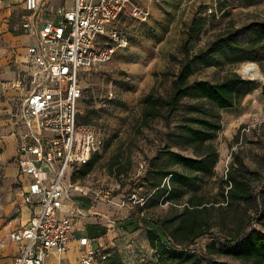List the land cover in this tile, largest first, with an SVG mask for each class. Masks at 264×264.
<instances>
[{
  "label": "rangeland",
  "instance_id": "374dc122",
  "mask_svg": "<svg viewBox=\"0 0 264 264\" xmlns=\"http://www.w3.org/2000/svg\"><path fill=\"white\" fill-rule=\"evenodd\" d=\"M138 1L144 15L122 21L128 38L127 46L118 48L108 62L95 65L81 75L83 95L78 121L94 129L100 141V157L86 176L73 180L71 174L80 166L75 165L70 169L68 178L72 184L80 187L73 190L75 197L84 202V206L90 203L88 208L94 214L87 219L101 224L114 221L116 228L119 223H126L123 229L118 228L121 234H116L114 238L123 256L127 254L131 257L132 253H136L138 258L150 260L153 250L148 243L147 227L152 226L150 222L153 219L175 211L163 197L150 198L152 189L149 183L158 180L151 169L160 165L175 167L169 166L163 157L158 156L160 151L170 148L191 156L206 150L207 145L217 149L219 158L212 171L195 174L196 184L184 188V198L202 194L206 201L221 200L222 180L226 179L229 171L234 174L242 171L239 161L247 167L244 171L255 191L264 184V32L244 29L248 23L264 21V0ZM71 3V0H64L63 7L69 9ZM1 4H6V1L3 0ZM18 13L19 9L13 8L9 16L2 17L4 13L0 14L2 117L7 116L8 103L13 106L17 98L15 76L24 52L19 39L23 31L16 26ZM232 33H235L236 41L246 47H223L195 60L189 79L216 82L234 73L239 74L249 84L240 86L235 105L218 108L207 100L185 96L171 112L169 120L156 117L147 126L143 125L144 95L149 91L167 95L172 75L179 71L185 61L209 47L218 36ZM21 39L24 45L35 43L33 39L28 43H25L24 38ZM250 63L256 64L261 77L254 78L242 73L243 68ZM192 104L201 105L209 113H217L221 124L213 136L200 146L176 140L179 126L188 115V106ZM1 145L6 147L5 141ZM119 156L122 161L120 167L124 172L115 176L109 170L108 162ZM142 162L146 168L141 171L139 164ZM0 167V230L5 231L15 218L14 210L10 211L7 207L11 203L17 204L20 196L16 186L11 184L13 176L5 174L1 160ZM165 181L167 178L162 180ZM218 204L214 203L215 208ZM215 208L212 210L213 226L210 232L198 237L191 246L199 255H205L203 245L211 239L215 240L217 247H223V238L230 237L236 227L233 211ZM76 225L80 226L81 221H76ZM252 227L258 230L263 228L254 219L248 222L245 232ZM111 245L110 238L99 243L105 251ZM210 256L220 264H249L217 251H213ZM132 262L141 261H124L125 264ZM0 264H12V261L0 258ZM95 264H107V261L99 260Z\"/></svg>",
  "mask_w": 264,
  "mask_h": 264
},
{
  "label": "built area",
  "instance_id": "2783aa9c",
  "mask_svg": "<svg viewBox=\"0 0 264 264\" xmlns=\"http://www.w3.org/2000/svg\"><path fill=\"white\" fill-rule=\"evenodd\" d=\"M71 1L57 20L39 25L35 13H29L16 23L35 43L26 46L27 67L16 79L17 98L9 109L21 189L17 207L32 209L24 225L10 231L7 239L0 237V248L8 241L17 244L14 264H44L49 254L67 251L75 220L85 213L72 198L78 187L70 182L69 172L100 144L94 129L77 121L81 75L127 46L122 18L144 15L138 0ZM39 2L22 0L32 11ZM144 168L140 163L139 170ZM78 242L80 264L106 259L99 237L84 235Z\"/></svg>",
  "mask_w": 264,
  "mask_h": 264
},
{
  "label": "trees",
  "instance_id": "16d2710c",
  "mask_svg": "<svg viewBox=\"0 0 264 264\" xmlns=\"http://www.w3.org/2000/svg\"><path fill=\"white\" fill-rule=\"evenodd\" d=\"M124 19L126 18H122V21ZM244 29L246 31L256 29L264 32V21L248 23ZM223 47L239 49L246 46L236 41L235 33L221 35L205 50L199 51L185 61L179 71L172 75L170 91L167 95H158L151 91L144 95L141 117L143 125L147 126L156 117L169 120L171 112L185 96L207 100L218 108L233 107L240 86L249 84V81L239 74L234 73L232 76L224 77L216 82L206 79L193 81L189 79L192 63L195 60L204 55L213 54ZM78 123L82 124L79 121ZM220 126L217 113H209L201 105L192 104L188 106V115L179 126L176 140L200 146L210 139ZM158 154L167 161L169 166L175 167L160 165L151 169L153 176L158 180L149 183V187L152 189L150 198L163 197L164 201L171 203L175 211L168 216L156 218L150 222L152 226L147 227L146 234L149 246L153 250V258L140 260L141 262L134 264H220L213 258H209L213 251L249 264H264V184L255 191L251 180L246 177L244 170L247 167L239 161L242 171L239 174L229 171L226 173V179L222 180L221 200L206 201L202 194L184 198V188L196 184L195 174L212 171L219 158L217 149L207 145L206 150L190 156L165 148ZM99 157L98 151L94 152L88 160L72 172L71 178L75 180L86 176L94 168ZM121 164V156L114 157L108 162L109 170L115 176H120L124 172V169L120 167ZM250 172L256 174L255 171ZM1 176L0 169V182ZM165 178L167 181L162 182ZM72 198L79 205L81 204L80 206L88 207L90 204L87 203L84 206L85 203L75 195ZM214 203L220 204L215 208ZM214 208L221 211H233L236 227L230 237L223 238V247H217L215 240L211 239L206 245H203L205 255H199L191 246L195 244L198 237L210 232L213 226L212 210ZM254 219L261 223L262 230L252 227L245 232L248 222ZM119 224L116 228L112 221L111 224L105 226L106 229L110 228V232L116 229L111 235V241H114L120 228L126 227L125 222ZM99 248L106 254L107 264H125V254L123 256L119 243L111 245L106 251L100 246Z\"/></svg>",
  "mask_w": 264,
  "mask_h": 264
},
{
  "label": "crops",
  "instance_id": "0c3cea01",
  "mask_svg": "<svg viewBox=\"0 0 264 264\" xmlns=\"http://www.w3.org/2000/svg\"><path fill=\"white\" fill-rule=\"evenodd\" d=\"M6 1V4L0 3V14L3 16H9L10 9L18 8L19 13L18 21L22 19L23 16L32 13L36 15V19L38 20L39 25L42 24L46 20H57L59 18V13L61 10H63L65 7H63L64 0H41V2L38 3V8L35 10H30L24 7L22 2H18V0H4ZM0 17V18H2ZM21 38H24L26 40L25 43H28L30 39L27 37V35L22 32V34L19 35V39L22 42V48L24 50L22 56V63L21 65H18V69L15 76V82L20 73H22L26 67H27V55H26V45H24L23 40ZM21 62V61H20ZM19 62V63H20ZM17 84V83H16ZM18 86L16 89V94L18 93ZM8 109H10V104L8 103ZM7 110V109H6ZM7 116L2 117L0 116V148L2 149V152L0 153V160L4 163V172L6 175L13 176L12 185L16 186L17 194L21 195V189L20 185L17 182V166L14 161V154H15V140L13 135V127L11 124V121L9 119V111L7 110ZM5 141L6 147L2 146L1 143ZM13 160V162L8 163L7 160ZM1 168V167H0ZM81 205V204H80ZM78 204V206H80ZM85 213L84 215H80L76 218L75 224H74V231L72 233L71 240L68 244V249L66 252L62 254L57 253H51L48 256L45 257L44 264H69V263H79L78 259V252H79V242L78 238L80 236H97L99 235V243L101 240H104L106 238H111L110 236V228H105L106 224L96 223V221L87 219L91 217L93 211H91L88 207L81 206ZM10 211L14 210V220H11L9 223H12L11 227L9 229H6L5 231L0 230V237H4L7 239L8 233L14 229H17L24 225L28 218L30 217L32 213L31 207L27 205H23L21 207H17V204H9L7 207ZM88 221H85V220ZM81 221V225L77 226L76 221ZM105 231V233H103ZM120 230H118L119 232ZM116 241V240H115ZM115 241H111L112 245H116L114 243ZM117 242V241H116ZM17 254V244L15 242L8 241L6 245L2 248H0V258H9L12 261V264H14V257ZM125 261H140L142 259L138 258V255L136 253H132L131 257L125 256ZM128 264H134L128 263Z\"/></svg>",
  "mask_w": 264,
  "mask_h": 264
},
{
  "label": "bare ground",
  "instance_id": "6f19581e",
  "mask_svg": "<svg viewBox=\"0 0 264 264\" xmlns=\"http://www.w3.org/2000/svg\"><path fill=\"white\" fill-rule=\"evenodd\" d=\"M242 73L244 75H250L254 78L261 77V72L259 68L256 66V64L254 63H250L247 66H245L242 70ZM77 189H80V187H78Z\"/></svg>",
  "mask_w": 264,
  "mask_h": 264
}]
</instances>
